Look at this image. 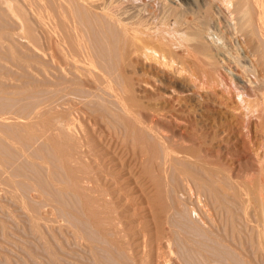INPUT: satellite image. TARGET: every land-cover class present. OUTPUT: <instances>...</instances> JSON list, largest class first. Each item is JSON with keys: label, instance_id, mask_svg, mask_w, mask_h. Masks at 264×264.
<instances>
[{"label": "rangeland", "instance_id": "374dc122", "mask_svg": "<svg viewBox=\"0 0 264 264\" xmlns=\"http://www.w3.org/2000/svg\"><path fill=\"white\" fill-rule=\"evenodd\" d=\"M110 1L116 4L114 6L117 5L124 6L130 4L133 7V9H135L136 7L138 8V6H140L139 0L138 1L134 0L135 2L133 0L132 1L110 0ZM136 1L138 3V6ZM159 1L165 2L164 0H159ZM207 2H209V0H207L206 3ZM135 4L136 7L134 8ZM164 4H163V10L164 12L166 11L165 13H168L169 9H171L169 13L175 14L177 18L180 19L187 18L188 21H191L192 17L190 16L189 13L187 14L188 11L185 12L183 6L181 7L176 3L175 4L172 3L173 5H171L166 2L165 5L168 4L167 5L168 7L165 6L166 7L165 8ZM174 5L175 6L178 5L176 6L177 10L174 9L175 8ZM133 9H132V15H134V17H132L131 19H137L139 13L137 14V11L135 10H138L139 8L135 10ZM200 9L201 12L203 11L205 12L206 10L205 7H202ZM172 10H174L175 12H172ZM217 17L218 16L214 13V16H212V21H211L212 24L213 22H216L215 23L216 25L219 24V20L217 19ZM208 21H209V17H208ZM225 21L228 22V19H225ZM7 23L2 24L3 27L5 26L8 29L11 28L10 26H12V24L10 23L7 24ZM13 27L14 26H12V28ZM249 30L250 27L249 28L247 27L245 33L249 32ZM211 31L214 32L215 35L214 33L211 32L210 35H213L211 38V36L206 34V37L207 36L210 37L209 38L210 40L207 37L209 41L206 40L208 45L209 46L211 45L212 39L215 40V37H218L217 38L218 40H216L218 42L216 44L217 45L219 44L220 47L216 45L217 46L216 48L215 45H213L214 48H216V50L218 51L225 53L230 52L229 51L230 49L232 57L235 56L234 52L236 50L238 54L236 53L237 57L234 58L240 57L239 59L241 61L237 62L239 59H234V61H232L233 58L231 57V55H229V53H226L225 57L221 56L220 60L218 61L210 57L208 59L205 53L199 52L200 56L203 57L205 55L206 56L204 57L205 60L207 59L206 61H208V63L210 62L211 64L209 65L207 64V62H194L192 63L193 68L194 66H197L199 70L194 69L195 70L194 71L192 69L194 74L192 73V71L191 73L192 75H194L195 79L197 77L198 82L200 78H201V82L202 80H204L203 81L204 85L201 82L199 84L195 80L199 86L203 85L204 88L206 85H208V83L205 82L206 78H208L209 87H206L205 90H203L204 89L203 87H198V89L200 88L199 91H201L202 89L201 92L206 91L207 94H209V101L205 104L204 107H202L201 105L202 102L196 104L193 103L190 104L192 108V113L198 114V116H196L198 118H194V114L188 116L185 113H179V114L172 113V115L171 113L168 112L165 113L166 115H168L166 116V118L171 119L170 120L171 125H168L169 126L168 129H170V131L172 130L174 132L175 131L177 132V128H182V129L184 128L186 130L185 132L187 138L195 139V136L197 135L201 136L200 138L195 139L197 141H195V144L193 145L196 146L198 145L199 147L200 143H202V148L204 146L203 149L208 150L205 152L209 153V161H210L209 164H211L210 166L213 167L212 169L209 166V169L212 170L211 172H213L211 173L209 171V173L212 175L214 174L215 176L213 175L214 176L213 177L212 175H208L209 173L206 172L205 169L203 168H202V172L203 171L206 172V176H212L213 177L212 180L214 179L213 180L214 184H212V180H210L211 179L210 177H209L210 181L207 180L208 177L205 178L211 184L207 182L205 179H202L204 178L205 173L203 172L204 173L203 174L201 172L200 170L201 167L199 166L200 167L199 170L202 173L201 175H203V177L200 176V172H197L199 168L198 165L192 166L193 164L191 165L189 161L184 160L185 161L184 162L183 159L182 161H179V159L177 161L176 159V161L179 162L177 164L178 167L179 166L183 167V165L184 167H186L185 166L186 164L183 163L188 162L190 166L187 165V167H190V169L195 167L194 168L195 170L197 168V170L194 171L199 175L198 174L196 175L195 172H191L190 170L187 171L189 168H187L186 170L184 167L183 168L179 167L182 170L181 169H180L181 171L176 170V168H178L176 167L177 166L176 161L173 164L176 165L175 167L171 166L170 164H166V166L169 165L170 167L175 169H171L169 168V166L167 167V169L163 167L164 166L163 158L165 159V157H162L164 156L162 155V151H163L161 150L162 148L159 149L160 146L158 147L157 145H154L152 138L150 139L149 137L150 135H148L146 132H143V134L146 133L145 135L142 134L143 138H145L148 135V140H149L148 142H150V143L145 142L146 146L147 144L148 145L150 144L147 147V149L148 148L150 149L152 146L153 147L157 146L159 151L161 150L160 152L157 150L159 153L153 155L154 158L152 157V159H154L153 161L155 163L151 161L154 164L152 165V163L150 162L151 165L149 163V166L153 172L156 170L154 173H156L157 176L156 174H154V176H156L158 180L159 178L163 179L165 177L163 179V182L165 181L164 182L165 185L164 184L160 185L159 183L158 185L160 187L158 188L155 185L156 186L155 188L157 190L154 189L153 183H149V185L145 184L146 188L144 187V184H142V188L138 190L130 189L129 187V189H126V193L125 190L122 191L125 194H122L121 192V195L118 198L117 197L115 198L113 196L111 197L110 192L112 194L113 192L109 188L101 186L102 190L106 189L104 191L101 190L100 192L102 194L99 196L101 200L103 198L102 201L104 203L100 200H97L98 202L94 201V194H92L91 192L89 193L88 189L83 186L84 183H82V179H81L84 171L85 172L90 171V175L92 174V177H95L96 171H98L97 168L98 165L96 164L97 162L94 160L91 161L88 159H84L83 156H80V154L82 153L81 151L82 149L78 147V142H76V140L80 141L79 140L80 138L78 136H75L76 134L72 135L71 138L73 139V136H75L76 138L75 137L74 138L76 140L73 139V141H71L70 137H69L70 140H68V137L66 135L67 133L66 134L63 133V131L65 132L64 129L63 131L62 129H60L61 131L58 132L59 131L57 130L58 127L55 129L54 126L53 127L52 125L50 126V124H48L49 121L47 122L44 117L50 114L52 110L53 112L59 113V111L61 110L60 109L61 106H63L62 107L63 110H65L68 106H70L71 108L70 107L67 108V110H69L72 109V107L74 106H78V105H74V103L76 104V102L78 103L81 102L79 106L83 109V112L80 115V118L86 117L89 119V117L93 115L92 117L94 118L97 117L95 118V120L98 119L95 121L96 123H98V126L99 124L102 126V124L107 120L106 123L108 124V126L105 125L106 123H104L103 124L104 127L102 128L101 126H99L100 129L98 131L97 128L99 127L97 126L96 123H94L92 117L89 119L90 122L87 119V121L91 123V124L88 123L89 126L87 125L85 118L81 119L82 122L85 119L83 124L87 126L84 127L85 128L88 127L87 130H89V132L93 131L89 133L90 137L92 138H94V136L97 137L96 139L98 140V142L101 143V144L98 143V145L96 143L95 145L94 143L96 142V139L94 138L93 140H95V142H92L93 141L92 138H90L89 136L87 137V139L88 138L91 139L88 140L90 141L91 145L95 146L94 152L96 154L92 153L93 154L92 156L98 157L100 156V151H99L100 147L103 148L100 145L104 144L103 146H106V149L109 148L107 147V144L108 146L112 145L111 140L108 141L109 140L108 137H110V139L111 137H114L115 139L116 138L115 136H117L118 138H116L115 140L112 138L115 141V143L116 140L117 142L120 143L122 137L124 138V133H125L124 124L126 123H123L125 122V120L122 122L119 116L116 115V112H118L119 115L121 114L120 113L121 111L119 112L120 109L118 108L119 110H117V106H118L116 105L117 103L115 104L108 103L107 101L110 102L111 100L114 99L111 98L112 96L110 95H109L110 97H108L107 96L108 94L102 91L101 89H98V91H100L99 93L101 94L105 93V95L100 94L101 96L100 95L97 96V94L95 93L96 94L95 97L93 94L94 92H98V91L95 90V88L90 87L89 81H87L88 83H86L84 79H81L80 77H79L80 79L77 78L78 76H76L75 73L74 74L76 77H72L71 74H73L72 73L73 71L69 72L68 70L70 69H68L66 65H64L66 67H63V69L65 68L64 69L65 71H63L61 65L63 66L64 64L63 62L65 61L62 58H59L60 57V55L58 54L59 52L55 53L56 51H58L56 48V44H54L55 40L54 42L53 41L51 42L50 40L53 39V37H51V35H48L49 33L48 34L45 33L46 32L45 30L44 31L42 30V33L40 32V30H37L38 35L36 36L38 38L40 37V39H38L37 41L40 44L36 43V47H32V46L30 47V45L28 46V44L25 43V41H22L17 38L11 41L13 43L15 42V45L14 44L12 45L14 46L13 48L14 50L5 47L6 45L4 46L5 48L0 47L3 48L0 49V132H1L0 162L1 161H2L1 163L4 162L3 163L4 167H2V164L0 163V169H1L0 176L3 177V178L0 177V183L2 184L3 182V185H0V264H264V258H263L264 248L262 246L259 247L260 245V243L258 242L259 237H255L258 236L257 235L258 233L255 232L257 228L254 226L255 223H253L254 218L253 217H251L252 219L250 218L252 222H249L247 218L246 219L244 218L246 217L244 215V211L241 212L243 208L241 207L240 204H237L238 202L235 200L236 198L232 194L233 190H230L229 188L230 186L228 185V182H226L227 185L222 184L223 183L222 179H224V181L226 179L224 177V173H222L223 177L222 175H219L221 174L222 170L225 171V169H227L228 166L229 168H231L232 167L231 164H233V162L235 165L233 164L232 168H235V171H237V173H240L241 171L242 172L241 175L243 174V172H245L243 175L249 174L248 171L249 169L252 168L251 169L252 171L250 170L251 171L250 175L252 176L253 174L254 176V174H257L258 167L256 168L253 167L259 164L257 162H259L258 158L262 154L261 148L263 146L262 143H264L263 142L264 131L262 127H260L262 130L258 129L259 127L257 122L260 125L262 124L261 121L258 120L260 118L255 117V115L250 119L243 118V121L245 123L242 121L241 116H239L237 113L238 112L237 103H240L238 101L239 99H237L238 97L235 96L236 95L235 90L232 89L234 90L233 93V91H231V89H229L230 87L228 88V86L230 84L232 85L234 82V80H232L231 78L232 77L235 78L237 76L235 79L237 78L239 80L242 79L241 82L243 83L245 82L246 84H248L249 82L248 85H250V88L251 87L253 88V92H254L253 94L257 93V91L260 92V90L262 89L264 90L263 87L264 85L262 84L264 82L262 78V76L264 77V75L262 74L264 71L263 70L264 64L262 68L260 67L261 63H259V62L264 63V50H263L264 43L261 44L262 40L259 38L261 43L260 44L258 43V45L255 48L249 45H246L245 47V45L242 44L241 42L242 40L239 41L240 39L238 36L240 34L239 35L238 33L235 34L232 28L231 29L229 28V31L224 30L221 24L219 25V27L215 26V29L212 28ZM219 39H221V41ZM21 41L22 43H20ZM48 41H50V43L52 44L48 43ZM17 43H19L18 46ZM243 47H245L246 49L245 48L243 49ZM250 47L251 49H249ZM8 49H10V51ZM253 49L256 51V53H254L255 51ZM250 50L252 51L251 54L254 53L253 56L248 55L250 54L249 53ZM246 52H248V54H246ZM53 53L57 55H54L55 56L54 57L52 55ZM258 53L261 54V56ZM257 54L259 55V57L257 56ZM51 56L54 59H51ZM252 57H254V59ZM227 59L231 60V62H229V60ZM59 61L60 62L62 61V63H60ZM256 61L259 64H256ZM51 62L52 63L55 62V64L60 63L61 65L57 64L56 66L55 64L53 65ZM100 63L103 66L106 64L107 66H104V68L105 69L111 68V71L116 66V64H114L115 66L111 67L113 65L110 62L109 63L111 64V66L110 65L108 66V62H100ZM205 63L207 67L202 68L203 66H205ZM238 63L240 64L242 63L241 65L243 66L247 65L245 66L247 69H245V67L238 65ZM198 65H201V67H199ZM52 67L54 69H56V67L61 68L60 69L61 72L58 69L57 71L51 69ZM248 67H250L249 70L251 72L253 71L255 74L251 73L250 71L245 72L248 70ZM50 69L52 71H49ZM113 71H116V67L114 68ZM62 72L65 73L64 75L68 76V77L65 76V78H68V81L70 80L68 82V84L70 83V85L67 88L69 89L70 87L71 90L70 89L69 90L71 92H75V90L78 89V91L76 90L78 95L77 93H75L76 96L73 97L75 98V100L72 99L73 102L69 101L70 103L67 104V107L63 105L62 103L63 100L59 99L57 100V102L53 103V105H55L56 108L55 106L52 108L51 107L52 104L50 103L52 97L54 95H56L55 97H58L61 94L59 93V95H57L58 92L64 91L63 90L64 82H65V88L66 85H68L66 83L67 79H65L62 76ZM185 72H184L185 77L182 74L180 80L188 81L189 83L194 84L195 83V81L193 82L194 79L188 80L189 77L187 76H189V73L188 72L185 73ZM114 73L115 72H113V74L112 73L109 74L113 75L111 76L112 81L113 79L115 81L118 80V86H119L120 85L119 81H121V78L119 77V75L118 77L116 76L117 72L115 73V75ZM249 73L251 76L249 75ZM51 74L54 77L50 78L49 75ZM114 76L116 77L117 80L115 79ZM191 77L193 78V76ZM202 77H205V79L204 78L202 79ZM255 77L257 79L259 78L260 81L259 80L258 81L260 82V84L263 85L262 89L261 87H259L258 88L259 90L257 89V91H255L256 89L254 87L261 85L259 83H256L257 79H254ZM74 78L75 80L78 81L76 82L80 83L81 85L76 84L74 82L75 81ZM218 78L223 81L224 84L222 83V86H221V82L220 84H218L219 83ZM260 78H262L263 81ZM51 79L53 80L56 86L58 84L59 86L63 84L61 86L62 89L58 87L61 90L59 89L55 90V93L57 94H55L54 92L53 94L51 91L54 90H50L53 88L52 86L53 82ZM54 79L55 81L57 80L58 81L55 82ZM247 80L249 81L247 82ZM254 80L255 82H253ZM215 82L218 83L215 85ZM250 82H252L253 84H250ZM113 83L116 82L113 81ZM74 84H76L78 87H76ZM226 84L227 86H225ZM241 84L242 83H239L238 87H240L239 85ZM88 85L90 88L88 87ZM72 87L73 88L75 87L76 89L74 88L75 89L74 90ZM84 87L87 89H85ZM80 88H82V91H79ZM228 89L234 95L230 94ZM7 91H9L10 93ZM224 91H228V92H224ZM84 92L87 93L89 92L88 93L89 95L91 94L90 92H93V94H91L90 95L91 97H89L88 94L86 95ZM259 92L255 94V96H253L252 94V96L256 98V96L259 95ZM262 92L263 91H261V93ZM49 93L51 95V99ZM219 93L222 95H220ZM184 94L188 96L190 95L189 91H185ZM261 95H259L257 98L259 99L262 98ZM77 96H79V99H77ZM80 97H83V99L85 100L84 101L81 100L82 98L80 99ZM105 98L106 99L108 98L109 100L105 101L106 100ZM58 101L59 102L62 101L60 102L61 105L59 104ZM44 102L46 104H44ZM48 102L50 105L48 104ZM81 105L85 108H83ZM48 106L52 110L48 108ZM57 106H59L58 108L60 109L58 111H56L58 109ZM89 107H91V109H89ZM37 109H40L45 113L41 114L42 112L38 111ZM36 110L40 113V117H39L40 122L39 119L37 118L39 113L38 112L36 113ZM89 110L92 112V114H90ZM86 112L87 114H85ZM7 113L9 115H5ZM95 114H97L99 117ZM4 115L8 116V120H5L6 118L5 119L3 118ZM28 115H31V119H35L32 117H35V115L37 116L35 119L36 122H34L33 120V123H35V125L30 124V122L32 121L30 118H28ZM174 115L176 119H173ZM11 116L13 117L15 116L18 119L12 117L13 120L15 119L14 122L12 121ZM41 116H43L42 119H44L43 123H41L42 120ZM104 116L106 118L105 121L103 120ZM21 118L24 120L27 118L28 120L30 119L28 122L31 126V129L27 128L30 126L28 125V122H26V120L24 123H26L27 126L26 124H22L23 120L21 121ZM99 119L102 120V124L101 121H99ZM119 119L120 121H118ZM244 119H247L248 121L246 120L247 121L246 122ZM2 120H4V122ZM17 120L21 123L17 122ZM202 120L204 121V124L201 123ZM45 121L47 124L45 123ZM121 122L123 125L121 124ZM109 123L110 125L113 126H110ZM45 125H48V127L50 126L49 130L48 127H46ZM92 125H95L96 128L95 127L93 128ZM90 126L94 130L90 129ZM109 126L111 127L110 128L111 130L108 128ZM32 127L33 129L35 128L36 131L35 130L32 131L33 130ZM45 128H47L46 129L47 131L45 130ZM51 128L52 130H54L52 132L57 131L58 133L61 132L62 133L58 134L55 132L56 134L53 133L52 136H50L52 132L50 133L48 132L51 131ZM104 128H108L109 134L111 133V135L113 136L108 134L107 132L108 130L107 131L105 130L106 132H104ZM115 128L118 129L119 131H121V128L122 130L124 129L123 132L122 131L120 132V134L121 133L123 134H121L120 136L119 131L116 130ZM112 129H115L118 132H115ZM100 130L103 131L101 132L104 135L98 133L100 132ZM40 132L42 135L39 134ZM92 133H94L93 134L94 136L92 135ZM203 134L206 135L205 136V138H207L206 142H203L205 140L204 137L202 136ZM46 135H48L50 138ZM55 135L57 137L64 135L67 138L66 137L57 138ZM1 136L3 137L1 138ZM53 137L55 139H53ZM100 137L101 138L103 137L102 141ZM63 138H65L64 143H62ZM105 138L107 140H105ZM202 138L203 140H201ZM67 140L70 143V144L68 143L69 148L68 146H65V144L67 145V143H65V141L67 142ZM198 141H200V143ZM71 143L72 144L74 143L75 145L74 144L72 145ZM71 146H73V148ZM74 146L76 147L75 149ZM196 150L197 147L196 149H194L195 153L198 151ZM190 151L191 153H194L193 150ZM258 152L260 153V155ZM257 153L259 156H257ZM253 157H255V159ZM212 162H214V164L219 167L225 164L226 167H221V169L219 167H216V169L219 168L220 170L215 169L216 171L215 173L214 172L215 165L212 166L213 165ZM251 163H253L254 166L251 165ZM78 167L80 168V170H77L79 169ZM184 169L187 171L186 176H189L188 173L191 172L192 174L189 173L190 175L192 176L195 175L194 178L192 179H195V177H197V179H195L196 181L193 180L194 183L193 185L191 184L192 180L188 179L189 181L188 183L186 181L187 180L186 178H189L190 176L186 177L185 174L182 175L184 173ZM162 170L163 172H165L164 170H166L165 172L166 174L161 173ZM218 170L219 172L221 171L219 174H217ZM92 171L94 172V174ZM180 172L182 173L181 174L183 176L182 178L179 177ZM161 174H163L164 177H162L163 175L161 176ZM216 175L219 176V178L215 179ZM250 175L248 176L249 177L248 179L250 181L253 180L255 177H257L254 176V178L252 179L253 176L250 178ZM198 176H200L199 179ZM2 179L5 180L1 181ZM200 179L204 180L202 181L204 183L207 182V185H205L201 181L199 182ZM256 179L257 178H255L254 180ZM11 180L12 182L9 183V181ZM160 182L162 183V181ZM215 182L216 183L219 182L220 184H222L220 186V184L217 183L220 186L219 188H221L224 185L225 186L224 189H226L227 192H223L225 191L223 189L222 190L220 189L221 191L219 189H215L216 187ZM196 183L197 184L200 183L199 187ZM166 185L167 187L165 188ZM196 185L198 188L201 187V189H197L196 187H194ZM212 185H214L215 187H212ZM161 186H163L162 189H159L161 188ZM150 187L151 189H149ZM193 187H194L193 189L194 192L193 190L191 191ZM211 188H214L215 190L212 189L213 190L212 191ZM186 189L188 190V192L191 191L192 193H189L188 195L187 191H186L187 193H185ZM120 190L121 189H119V191ZM158 190H160L161 192H159ZM195 190L197 194L195 193ZM216 190L219 191H217L216 193L214 192ZM193 193L197 195L196 198L198 199L200 198L201 201H198V199L196 200L194 198L195 196ZM225 193L227 194L223 196ZM232 196L233 198H231ZM233 199L236 202L235 201L230 202ZM119 201L121 203L123 201V203L120 204ZM159 201L161 205L159 204ZM200 202L202 203L201 205L199 204ZM234 204L235 205L237 204L236 206L240 207L241 210L239 208L237 209V207ZM237 210L240 211L239 213L240 215L237 213L238 212ZM228 211H230V213H228ZM206 212H208V214ZM212 213L217 217L219 221L218 223L216 222L217 219L215 217H212L214 216ZM231 213H232V217H230ZM206 214L207 215L211 214V216L208 217ZM241 215L242 216L244 215L243 217L244 219L241 217ZM239 217H241L242 220L239 219ZM229 218L231 219L226 222V220ZM203 221L205 223H203ZM212 222L213 224L214 223L216 224V226L215 224L213 226L215 228H212L213 225ZM246 224H248L247 225L248 227L245 226ZM249 227L253 228L254 230L251 229L252 230L251 232ZM239 228L242 230H240ZM244 228L246 229V231L243 230ZM234 229L235 231H233ZM247 231L251 232V234L248 233ZM239 234L241 236H239ZM230 235L232 236L230 237ZM254 237L256 238L255 240H253ZM229 238L231 242H229ZM209 240L212 241L209 242ZM229 244L232 245L233 248L230 247ZM255 244L258 245V247H256Z\"/></svg>", "mask_w": 264, "mask_h": 264}, {"label": "bare ground", "instance_id": "6f19581e", "mask_svg": "<svg viewBox=\"0 0 264 264\" xmlns=\"http://www.w3.org/2000/svg\"><path fill=\"white\" fill-rule=\"evenodd\" d=\"M137 1H136V3H137ZM139 1H140L139 2L140 6H138V3H137V6L139 9L136 7V4H135L134 8L136 7L135 9H138V10H135V9H133V7L130 4L129 5L123 4L124 6H120V5L114 6L116 4H114V2L112 3V1H110V0H0V47H4L6 45L5 47H8L12 50L14 48V46H12V45L13 44L15 45V42L13 43L11 41L15 40L16 38L20 39L22 41H25V43H27L28 46L30 45V47L31 46L36 47V43L40 44L37 41L38 39H40V37L38 38L36 36V35H38L37 30H40L41 33H42V30L43 31L45 30L46 31L45 33H47V34L49 33L48 35H51V37H53V39H51L50 41L54 42V40H55L54 44H56V48L58 50V51L55 50L56 51L55 53L59 52L58 54L60 55V57H59V55H58V57L62 58L65 61V62H63L64 63L63 66L60 64V63H62L63 60L61 62L59 61L60 63H57V64H60L62 69H63V67L67 66L68 69H70V70H68L69 72L73 71L72 72L73 74H71L72 77L78 76L77 78L80 77L81 79H84L86 83H88L87 81H89L91 88H95V90H97V91H98V89H101L102 91H104L105 93L108 94V95L106 94L108 97L112 96L111 98L114 99V100L110 99L112 102L107 101V100H109L108 98L107 99L105 98L106 99L105 101H107L108 103H111V104L117 103L116 104V105H118L117 110L120 109L119 112L121 111L120 115L118 112H116L117 110L115 112H116V115L119 116V118L121 119L122 122L125 120V122H123V123H126V124H124L125 125L124 126L125 127L124 138L122 137V140H120V143L117 142V140L115 143L114 140L116 138H118L117 136L114 135L116 137L115 139H114V137H111V139H110V137H108V139H109L108 141L111 140L112 145L108 146V144H107V147H109L108 149H106V146H103L104 144L100 145L103 148L100 147V149H99L100 156L97 157L95 155L96 153L94 152L95 146H92L90 141H88L90 138H92V137H90L89 133H91L93 131L90 130L91 132H89V130H87L88 127L87 128L84 127V126L88 125V123L90 122L89 119L93 115L91 117H89V119L86 117H83L86 119V122H87V125H84L83 122L85 121V119L82 122L81 119H83V118H80V115L83 112V109L79 106L81 102L80 103L76 102V104L74 103V105H78V106L72 105L74 107H72V109L67 110V108L70 107V106L67 107V104H69L71 101L73 102V100H75V98H73V97L76 96L75 93H77L76 90L78 91V89H76L74 87L76 89L75 90L72 87L75 90V92H71L70 91L71 88L69 87L70 90L67 88L70 85V83L68 84V82L70 80L68 81V78H65V76H66V75H64L65 73L62 72V76L65 79H67L66 83L68 85H66V88H65V82L63 83L64 85L61 83L63 85L64 91L58 92V94H57V93H55V90H57L59 88L62 89V87H61L62 85L60 84L61 86H59V84H58L56 86L52 80L53 78L51 79L53 82L52 83L53 85L52 84L51 85L54 88V89L53 88L50 89V90H54L51 92L52 93L54 92L57 95H59V93H61V94L58 97H55L56 95L53 96V94H54L53 93L52 94V96H53L52 100H50L51 102L50 101L49 102L53 105V103L57 102V100L60 99V100H63V102L62 101H60V102H62L63 105H65L67 108L65 109L66 110L65 111L62 109L63 106L60 107L61 110L58 108L59 106H57L58 109L56 111H58V110L61 111V113H60V111L58 113V112H53V110L48 106V108H50L52 111L50 114H48V115L46 114L47 116L44 118L46 119L47 122L49 121L48 124H50V126L51 125H52V127L54 126L55 129L58 127L59 128V129L57 128V130H59L58 132L61 131L60 129H62V131L64 129L65 132L63 131V133H65V134L67 133L66 135L68 137V140H70L72 138V135L76 134L75 136H78L80 138L79 139L80 141H77L75 139L76 138L75 136H73V139L76 140V142H78V147H80L82 149L81 150L82 153L80 154V156H83L84 159H88L91 161L94 160L97 162L96 164L98 165L97 166L98 171H96V175H95V177H97V178L92 177V174L90 175V171L85 172L84 169H83L84 172L82 171L83 175L81 177L82 183H84L83 186L88 189L89 193L91 192L92 194H94V201L95 202H98L97 200H100V201L103 200V198L101 200V198L99 197L102 194L100 192L102 190L101 186L109 188L113 192V194L117 192L118 195H117V193L114 194L117 196H114L111 192H110V194H111V197L113 196L115 198L116 197L118 198V197H120L121 192L125 190V193H126V189H129V187H130V189H134V190L137 189L138 190V189L142 188V184H144V187L146 188L145 184L149 185V183H153L154 189H156L155 188L156 186H157V188L160 187L158 185L159 183H160V185L161 184L165 185V183H164L165 181L163 182V179L165 178L163 174H166L165 173L166 170H164L165 172H163V170L161 172V173H163V174H161V176L163 175L162 177H164V178L163 179L159 178V180H158V178L156 177L157 174L154 173L156 170L153 169V170H155L153 172L149 166V163L154 160V159H152L153 155L158 154L161 150H163L162 155H164L162 157H165V159L163 158L164 166L163 165L162 166L165 167L166 169L169 166V165L166 166V164H170L171 166L175 167L179 163V162H177L178 159H179V161H182V159H183V161L184 160L189 161L191 163V165L193 164L192 166H195V165H198V167L200 166L201 169L199 167L197 172H200V170L202 172V168L205 169V171L208 173H209V171L211 172L212 170L209 169V166L211 165V164H209V162H210L209 161V153L205 152L208 150L203 149L204 146L202 148V143H200V141H198L200 143L199 147H198V145L197 146L193 145V144H195V141H197L195 139H198L201 136L197 135L198 137L195 136V139L187 138L186 132H185L186 130L184 128L183 129L177 128V132L176 131L174 132L172 130L170 131V129H168L169 128L168 125H171V121H170L171 119L166 118V116H168V115H166L165 112L171 113V115H172V113L173 114L185 113L188 116H191L192 114H194V118H198V117H196V116H198V114L192 113V108H191L190 104H192V103L196 104V103L202 102L201 105H202V107H204L205 104L209 101V94H207L206 91H203L204 93L201 92L202 89H201V91H199L200 88L198 89V87L204 88V86H203L204 80H202V82H201V78H200V80L198 82L197 77H196V79L194 78V75H192L193 70L194 69L199 70V68L197 66H194V68H193L192 63H194V62H207V64H209V65L211 64L210 62L208 63V61H206L207 59L205 60L204 57H206V56L204 54H202L204 56L201 57L199 52L205 53L207 55L208 59L210 57V58L216 59L218 61L220 60L221 56L225 57L226 53H229V55H231L230 49H229L230 52H226V53L216 50L217 46L220 47L219 44L218 45L216 44L218 42V41H216V40H218L217 39L218 37H215V40L212 39L211 45L210 46L208 45L206 40L209 41L210 37L207 36L209 39L208 40L206 37V34H208L212 38L213 35H210L212 32L211 31L212 28L215 29V26L219 27L220 24L222 25V28L226 31H229V28L230 29L232 28L233 31L235 32V34H237V33H238V35L240 34L238 36L240 39L239 41L242 40L241 42H242V44L245 45V47H246V45H249V46L255 48L258 45V43L259 44L261 43L259 38L262 40L261 44L264 43V0H209V2H207L208 5L206 3L207 0H164L165 2H161L159 0H139ZM159 2L162 4H160ZM166 2L168 4H171V5H173L172 3H174V4L176 3V4L180 5L181 7L183 6V8L185 9V12L188 11L187 14L189 13L190 16L192 17L191 21H188L187 18L186 19L177 18V16L175 14L169 13L171 10L169 8H168L169 14L165 13L166 11L164 12V10H163V4L164 3L166 4ZM165 4H164V7L168 5V4L167 5H165ZM178 5H176V6H178ZM176 6L174 9L177 8ZM202 7L206 8L205 12L204 11L201 12L200 8H202ZM180 8H179V10H180ZM132 9L137 11V14L139 13L137 16V19H131L132 17H134V15H132ZM199 10H200V12H199ZM202 10H204V9H202ZM172 12H175V11L172 10ZM214 13L218 16L217 17V19L219 20L218 25L215 24L216 22H213V24L211 22L212 16H214ZM208 17H209V21H208ZM214 19H216V18H214ZM225 19H228V22H226ZM185 20H187V21H185ZM215 21H217V20H215ZM4 23H7V24L10 23L14 27L12 28V26H10L12 29L11 28L8 29L5 26L3 27L2 24H4ZM247 27L248 28L250 27V30H249V32L245 33ZM216 29H217V27H216ZM40 32H38V33H40ZM212 33H214V32H212ZM214 35H215V33H214ZM219 40L221 41V39H219ZM22 41L20 43H22ZM50 41H48V43H50ZM10 43H12V44H10ZM222 43H224V42H222ZM50 44H52V43H50ZM18 45H19V43H17V46ZM213 45H215L216 48H214ZM225 45H224V47H225ZM20 47H22V46H20ZM245 47H243V49ZM251 47L249 49H251ZM0 49H3V48H0ZM10 49H8V50L10 51ZM52 49H54V48H52ZM263 50H264V48H263ZM216 51H217V53H216ZM250 51H249L250 54H248V52H246V54L253 56V54L256 53L255 50H254L255 52L253 54H251L252 51L251 52ZM11 53H13V52H11ZM55 53H53L52 55L53 56L57 55ZM234 53H235V56L234 55L233 56L237 57L236 55L238 54V52H236V50H235ZM258 54H257L258 57H259V55L261 56V54H259V55ZM231 57H232V55H231ZM234 57H232L233 58L232 61H234V59L240 58V57H238V58H234ZM254 57H252V58L254 59ZM51 59H54V58L51 56ZM227 60H229V59H227ZM240 61L241 60L239 59L237 62H240ZM100 62H108V66L109 65L111 66L110 63H112L113 66H111V67H114L115 66L114 64H116V66H115L116 71H113L115 67L113 68L112 71H111V68L105 69L104 66H107V65L105 64L103 66ZM229 62H231V60H229ZM259 63H261L260 67L263 68L264 63H262V62H259ZM259 63H257V61H256V64H259ZM52 64L54 65L55 62ZM57 64H55V65L57 66ZM241 64L238 63V65H240L242 67L247 66L245 64H244L245 66H243ZM64 65H66V66H64ZM198 66L201 67V65H198ZM204 67L205 68L207 67L206 63H205V66H203L202 68H204ZM257 68H258V66H257ZM51 69L57 71V69L60 70L61 68L56 67V69H54L52 67ZM51 69L49 71H52ZM64 69H63V71H65ZM245 69H247V68L245 67ZM249 69H250V67H248V70L245 72L250 71ZM106 70H108V71H106ZM200 70H201V68H200ZM263 70H264V68H263ZM191 71H192V73H191ZM60 72H61V70H60ZM113 72H115V73L117 72L118 74L116 73V76L118 77V75H119V77L121 78V81H119V83H120L119 86H118V80L116 79L115 76L114 77L117 81H115L114 79H113V81L116 83H113V81L111 79V76H113V75H110L109 73L113 74ZM184 72L189 73V76H187V77H189V79L186 77L188 80L194 79L193 82L196 80L199 84H200V82L203 83V85L201 84L202 86H199L196 81L194 84H191L188 81L180 80L182 74L184 76ZM49 73H51V72H49ZM74 73L76 74V76ZM115 73H114V75H115ZM251 73H254V72L252 71ZM262 74L264 75V71ZM51 75H49L50 78L54 77L53 75L52 76ZM249 75H250V73H249ZM191 76H193V78ZM55 77H57V76H55ZM66 77H68V76H66ZM256 77H257V75H256ZM256 77L254 79H257ZM69 78H71V77H69ZM203 78L205 79V77H202V79ZM235 78L234 77L231 78L232 80H234V82L231 80L233 82V84L232 85L230 84L231 86L228 84L229 85L228 88L230 87L229 89H231V91H233V93L235 90V94H236L235 96H237L238 97L237 99H239L238 101L240 103H237L238 104V107H237L238 115L241 116L242 121H243V118H247V119L249 118L250 119V118L254 117V115H255V117H259L260 119H258V120L261 121L262 125H260L257 122L258 121L257 120L256 122H257L258 127H259L258 129L262 130L260 128V127H262L263 131H264V90L262 89L264 82L262 83L263 85L260 84V82H259L260 80L258 78L256 83H259L261 86H259V85L257 87L253 86L256 89L255 91H257V89L259 87H261V89H262V90H260V92L257 91V93L259 92V95L262 94L261 95L262 98L259 99V98H257L259 95H257L256 98L253 97L257 93L253 94L254 93L253 88L251 87L252 88L251 89L250 85H248L249 84L248 81L250 79L247 80L248 84H246L245 82L244 83L241 82L242 79L239 80L237 78L238 79L237 80ZM262 78L264 80L263 76H262ZM262 78H260V79L262 80ZM51 80H49V81H51ZM74 80H75V78H74ZM74 80H71V81H74ZM206 80H205V82H207L209 85L208 78H206ZM218 80H219V83L215 82V85L217 83L220 84V82H221V86H222L223 81L220 80L219 78H218ZM235 80H237V81H235ZM252 80H253V78H252ZM54 81H55V79H54ZM57 81H55V82H57ZM76 81L77 80L74 81L76 84L81 85L80 83H77L78 81L77 82ZM235 82H237V83H235ZM253 82H255V80ZM239 83H242L241 85H239L240 87H238ZM72 84H73V82H72ZM76 84H74V85L76 87H78ZM116 84H117V86H116ZM250 84H253V83L250 82ZM208 85H206L203 90H205L206 87H209ZM225 86H227V84ZM88 87H89V85H88ZM61 89H59V90H61ZM80 89H79V91H82V88H80ZM85 89H87V88H85ZM229 89H228V91H229ZM232 89H234V90H232ZM3 91H5V90H3ZM86 91H88V90H86ZM185 91H189L190 95L189 96L185 95L184 94ZM228 91H224V92H228ZM231 91H229V93L233 94V93H231ZM261 91H263V92L261 93ZM7 92H9V91H7ZM99 92L100 91L94 92V94H93V92H90V93L96 97V94H97V96L101 94ZM104 92H102V93H104ZM4 93H6V92H4ZM15 93H13V94H15ZM84 93L87 95L89 92L88 93L84 92ZM105 93L101 94V95H105ZM252 94H253V96H252ZM49 95H50V93H49ZM77 95H78V93H77ZM90 95L88 94L89 97H91ZM220 95H222V94H220ZM2 96H3V94H2ZM92 98H93V96H92ZM50 99H51V95H50ZM77 99H79V96H77ZM80 99L83 101L85 100V99H83V97H80ZM49 102H48V104H49ZM60 102H59V104H60ZM86 102H87V100H86ZM107 102H104V103H107ZM83 103H85V102H83ZM44 104H46V103L44 102ZM71 104H73V103H71ZM87 104H88V102H87ZM43 105H41V106H43ZM52 105H51V107L53 108L55 105H53V106ZM45 106H47V105H45ZM55 108H56V106H55ZM83 108H85V107H83ZM89 109H91V107H89ZM37 110L42 112L41 114L45 113L44 111H41L40 109H37ZM37 110H36V113L38 112ZM84 111H85V109H84ZM89 112H90V114H92V112L90 110H89ZM259 112H260V115H259ZM255 113L257 114V116ZM19 114H16V115H19ZM85 114H87V112ZM5 115H9V114L7 113ZM31 115H28V118L31 119ZM36 115H35V117H32V118L36 119V117H37ZM95 115H97V114H95ZM4 116H3V118L4 119L6 118L5 120H8V116H5V117ZM43 116H41V119ZM12 117L13 116H11V118ZM39 117H40V113H39L37 118L39 119ZM3 118H1V119H3ZM9 118H10V116H9ZM13 118H12V121L15 122V119L13 120ZM15 118H17V117H15ZM28 118L25 119L26 122H28L30 120V119L28 120ZM95 118H97V117H95ZM95 118L92 117V119L94 120V123H96L95 121L98 120V119L95 120ZM103 118H104L103 120L105 121V119H106L105 116ZM35 119H31L32 122H30V124L35 125V123H33V120H34V122H36ZM38 119H37V121H38ZM87 119L89 122L87 121ZM100 119H99V121H101V124H102V120H100ZM120 119L118 121H120ZM173 119H176L175 115L173 116ZM247 119H244V120L246 121ZM25 120L21 118V121L23 122L22 124H26V123H24ZM43 120L44 119L41 120V123L44 122ZM2 121L4 122V120H2ZM46 121H45V123H46ZM106 121L104 123H106ZM6 122H8V121H6ZM17 122H19V121L17 120ZM39 122H40V119H39ZM122 122H121V124H122ZM19 123H21V122H19ZM201 123L204 124V121L202 120ZM30 124L28 122L29 126H30ZM89 124H91V123H89ZM96 124L98 126V123H96ZM103 124H102V126L99 124V126H101L103 128L104 127ZM105 125L108 126L107 123ZM109 125H110V123H109ZM26 126H27V124H26ZM45 126L48 127V125H45ZM110 126H113V125H110ZM110 126L108 127L109 129L111 128ZM49 127H48V130H49ZM92 127L96 128L95 125H92ZM124 127H122V128H124ZM27 128L31 129V126L27 127ZM43 128H44V125H43ZM108 128H104V132H106L108 130ZM122 128H121V131L123 132L124 129L122 130ZM32 129H33V127H32ZM46 129L47 128H45V130ZM90 129H92L91 126H90ZM97 129L99 131L100 127ZM115 129H112V130H114L115 132L119 131L118 129H116L118 131H116ZM34 130H35V128L32 131H34ZM92 130H94V129H92ZM52 131H54V130H52V128H51V131H49L48 133H50ZM101 131L102 130H100V132H98V133L102 134L103 131L102 132ZM121 131H119V134ZM31 132H30V134H31ZM55 132L58 133L57 131H55ZM55 132H52L50 136H52V134ZM107 132L109 134V130ZM143 132H146L148 135H150L149 137H150V139L152 138L154 145H157L158 147L160 146L159 149H161V148L162 149L159 151L157 146L153 147L152 145L151 146L153 148L151 147L150 149L149 148L147 149V147L150 145V144L149 145L147 144V146L145 145V142L149 141L148 135L145 138H143V136H142ZM61 133H58V134H61ZM0 134H1V132H0ZM39 134H41V132ZM45 134H46V132H45ZM93 134L94 133H92V135ZM113 134H114V132H113ZM121 134H123V133H121ZM121 134H120V136H121ZM145 134H143V135H145ZM64 135H62L60 137L61 138L66 137ZM102 135H104V134H102ZM102 135H99V136H102ZM109 135H111V133ZM109 135H107V136H109ZM36 136H38V135H36ZM46 136H48V135H46ZM88 136L90 138L87 139ZM111 136H113V135H111ZM202 136L205 139L203 142H206V139H207V138H205L206 135L203 134ZM2 137L3 136H1V138ZM69 137H70V139H69ZM103 137H105V136H103ZM39 138H41V137H39ZM94 138L96 139L97 137L94 136ZM94 138H92V140ZM100 138H99V140H100ZM102 138H101V141H102ZM53 139H55V138L53 137ZM73 139H71V141H73ZM119 139H121V138H119ZM64 140H65V138H63L62 143H64ZM68 140H67V142L65 141V143H67V145L65 144V146H68V148H69V145H68L69 141ZM105 140H107V139L105 138ZM201 140H203V138ZM92 142H95V140H93ZM96 143L98 145V143H100V142H98V140L96 139V142L94 144L96 145ZM107 143H109V142H107ZM148 143H150V142H148ZM262 145H261L262 146V148H261L262 154L260 155V153L258 152L260 155L259 156L257 153V156H259V158H258L259 162H257V163H259V164L256 163L257 165H255V167H253L254 162L252 161L253 163H251V165H253L252 166L253 168L258 167L257 174H254V176H257V177H255V178H257L256 180H254L255 178H254L252 173L251 174L253 177L250 175V172L252 171L251 167H250L251 169H249V171H248L249 174L243 175L245 173V172H243V174L241 175V173H242L241 171H240V173H237V171H235V168H232L234 162H233V164H231L232 165L231 168H229V166L227 165L228 167H227V169H225V171L224 170H222V172L220 171L221 174H219L220 173L219 170L221 169V167H226L225 164L223 166L219 167V166H216L214 164V162H212V164H213L212 166L215 165V168H214L215 173H216V171H215L216 167L220 168V169L217 168V169H219L217 171V174L222 175V173H224V177L226 179H225V181H224V179H222L223 180L222 184L227 185L226 182H228V185L230 186L229 187L230 190H233L232 194L236 198L235 200L238 202L237 204H240L241 207L243 208V210H241L240 207H237L236 206L237 204L236 205L234 204V205L237 207V209L239 208L241 210V212L244 211V215L246 216V217H244V215L243 216L241 215V217L242 218L244 217L245 219L247 218V220L249 222H252L250 220L251 217L254 218L253 223H255L254 226L258 230V231L257 230L255 231L258 233V234L255 233L258 236H255V234H254V236L259 237L258 242L260 243V245H259V243H258V245H259V247L262 246L264 248V143H262ZM194 146L197 147L198 151L197 150L196 151L198 153L197 152L195 153L194 149H196V147H194ZM71 147L73 148V146H71ZM75 148L76 147L74 146V149ZM190 150H193L194 153H191ZM92 153H95L94 155L96 157L92 156L93 155ZM253 158L255 159V157H253ZM176 159H177V161H176ZM239 160H241V159H239ZM175 161H176V165H173ZM153 162H151L152 165L155 163V162L154 163ZM3 163H1L2 167H4ZM151 163H150V165H151ZM238 163H240V162H238ZM183 164H186L185 165L186 167H184V165H183V167L186 170H187V168H189L187 171L190 170L191 172H195L197 170V168H196V170L194 169L195 167H193L191 169H190V167H187V165H189L188 162L183 163ZM181 165H182V163H181ZM176 167H178V165ZM179 167H182V166H179ZM179 167L176 168V170L181 171L182 169ZM234 167H236V166H234ZM169 168L175 169V168H172L170 166H169ZM210 168L213 169V167H211V166H210ZM185 169H184L183 174L181 172L179 173L180 178H182L183 177L182 175H184V174H185V176L187 175L186 174L187 171ZM192 169H193V171H192ZM77 170H80V168ZM253 170H255V169H253ZM93 171H95V170H93ZM179 171H177V172H179ZM234 171H235V173H234ZM76 172H78V171H76ZM191 172H189V173L192 174ZM201 172H200V176L203 177V175H201V174L204 171L202 173ZM206 172H204L205 176L202 179L206 180L205 177H208L207 180H209V177H210L211 178L210 180H212V178L215 175L213 174L214 175L213 176L212 174L209 173L208 175H212L213 177L212 176H206ZM167 173H170V172H167ZM189 173H188V175L191 178L189 176H186L189 178H186L187 180L186 179L185 180L187 181V183L189 182L188 179L192 180V183L191 182L190 183L193 185L194 184L193 180L197 179V177H195V179H192V178H194L195 175L192 176ZM211 173H213V172H211ZM93 174H94V172H93ZM154 174H156V176H154ZM197 174L198 173H196V175ZM249 175H250V178L251 177H252V179L254 178L253 179L254 181L253 180L250 181L248 179ZM200 176H198V179L200 178ZM222 177H223V175H222ZM1 178H3V177H1ZM216 178H219V176L216 175L215 179ZM221 178H220V180H221ZM160 179H162V180H160ZM3 180H5V179H2L1 181H3ZM213 180H212V184H214ZM217 180H219V179H217ZM7 181H8V179H7ZM160 181H162V183ZM200 181L202 182L204 180L200 179L199 182ZM209 181H207V182H209ZM10 182H12V180L9 181V183ZM182 182H184V181H182ZM207 182H205V183L202 182V183L207 185ZM217 183H219V182H217ZM217 183H216V187L218 186L217 188L214 185H212V187H215V189H219V190L223 189V190H225L223 192H227L226 189H224L225 188L224 185L222 186L223 188L222 187L219 188L222 184L219 183L220 184V186H219V184H217ZM0 185H3V182H2V184L0 183ZM8 185H6V186H8ZM197 185L199 187L200 183ZM197 185L194 187H196L197 189H201V187L198 188ZM205 185H204V187H205ZM6 186H4V187H6ZM162 187L163 186H161V188H159V189H162ZM166 187H167V185L165 186V188ZM194 187L191 189V191L194 189ZM204 187H202V188H204ZM210 187H211V185H210ZM9 188H11V187H9ZM119 189H121V190L119 191ZM149 189H151V187ZM212 189L215 190L214 188H211V190ZM104 190H106V189H104ZM104 190H102V191H104ZM219 190H216L214 192L217 193V191H219ZM158 191L161 192L160 190H158ZM186 191L188 192L187 189L185 190V193H187ZM191 191L188 192V195H189V193H192ZM193 192H194V190H193ZM125 193L122 192V194H125ZM195 193L197 194L196 190H195ZM216 193H215V195H216ZM193 194H191V195H193ZM220 194H223V193H220ZM226 194L227 193H225L223 196H225ZM230 195H231V192H230ZM194 196H192V197H194L197 200L198 199V198H196L197 195L194 194ZM198 196H199V193H198ZM233 196L231 198H233ZM159 198H160V196H159ZM231 198H229V199H231ZM235 200L233 199V200H231V201L229 200V201L233 202ZM198 201H201L200 198L198 199ZM122 203H123V201H122ZM122 203L120 202V204H122ZM159 204L161 205L160 201H159ZM199 204L201 205L202 203L200 202ZM240 205H238V206H240ZM161 207H163V206H161ZM206 213L208 214V212H206ZM213 213H214V211H213ZM228 213H230V211H228ZM237 213L239 214L240 211H238ZM230 215L229 216L232 217V213ZM207 216L210 217L211 214L207 215ZM212 217H215L217 219V217L215 215ZM241 217H239V219H241ZM227 218H228V216H227ZM230 219L231 218L227 219L226 222ZM213 222H214V220H213ZM213 222H212V224H213ZM216 222L217 223L219 222L218 219L216 220ZM203 223H205V222L203 221ZM214 224L212 225V228H215V227H213ZM225 225H226V223H225ZM247 225L248 224H246L245 226L248 227ZM249 225H251V224H249ZM215 226H216V224H215ZM229 226H230V224H229ZM242 227H244V226H242ZM245 228L243 230L246 231L247 228L246 229ZM249 228H250V231L252 232L251 229H253V228H251V227H249ZM240 230H242V229H240ZM233 231H235V229ZM248 231H249V229H248ZM251 232H248V233L251 234ZM229 234H227V235H229ZM232 235H230V237ZM239 236H241V235L239 234ZM255 237L253 238V240L256 239ZM210 241H212V240H209V242ZM229 242H231L230 238H229ZM258 245H256V247H258ZM230 247H232V245H230Z\"/></svg>", "mask_w": 264, "mask_h": 264}]
</instances>
